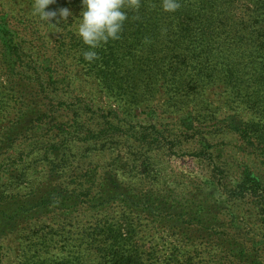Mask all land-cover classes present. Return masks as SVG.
Segmentation results:
<instances>
[{"label": "rangeland", "instance_id": "rangeland-1", "mask_svg": "<svg viewBox=\"0 0 264 264\" xmlns=\"http://www.w3.org/2000/svg\"><path fill=\"white\" fill-rule=\"evenodd\" d=\"M0 11L17 27L29 25L16 35L24 48L23 60L15 58L17 66L9 64L11 56L0 49V91L6 101L0 110L4 264L27 260L37 232L77 229L101 215H113L121 228L130 225L139 240L155 250V261L164 260L173 248L184 256L193 248L207 249L202 258L210 262L226 252L224 260L232 264H264L261 207L250 194L232 193L251 170L264 194V156L229 128L240 122L224 96L206 90L202 102L173 108L158 87V99L145 93L126 106L71 60L68 79L56 82L61 75L49 62L43 67L40 63L53 59L60 19H41L33 6L19 0H0ZM11 92L15 97L8 96ZM238 112L247 119L243 110ZM189 113L201 117V123L189 136L179 134L173 144L164 142L145 153L154 162L149 161V172L142 163L147 148L134 140L133 131H156L149 126ZM109 120L121 128L97 145L90 130ZM80 181L94 183L95 203H63L62 191ZM60 243L42 258L65 255ZM241 247L243 256L237 254Z\"/></svg>", "mask_w": 264, "mask_h": 264}, {"label": "trees", "instance_id": "trees-1", "mask_svg": "<svg viewBox=\"0 0 264 264\" xmlns=\"http://www.w3.org/2000/svg\"><path fill=\"white\" fill-rule=\"evenodd\" d=\"M19 1L28 7L34 2ZM177 2L179 8L169 12L164 10V0H139L138 7L127 6L126 0L127 20L119 39L109 40L94 49L97 58L89 62L84 54L93 49H89L77 34L81 0H55L46 11L68 8L72 15L65 21L60 20L51 49L54 50L53 59H44L40 66L49 62L57 76L61 75L56 82H65L70 72L68 63L74 61L88 77L97 80L126 106L141 100L145 93L157 98L154 91L158 87L164 89L166 101L173 108L202 102L206 90L220 94L225 97L232 116L238 117L240 122L230 123L229 128L264 156V0ZM6 13L0 11V49L12 57L9 64L17 66V60L24 58V48L16 35L19 28L25 31L29 25L17 27L11 24ZM26 21L29 22L28 18ZM8 96L15 97V94L11 92ZM4 97L0 91V110L6 104ZM239 110L245 112L247 119L239 117ZM192 114L179 115L177 120H168L160 125L151 124L150 129L156 131H147V128L133 131L134 140L143 149L147 148L142 154L145 156L142 163L149 172L154 162L145 153L164 142L173 144L179 134L189 136L198 127L195 124L199 125L202 120ZM120 128L109 120L107 125L90 130V133L95 138L94 143L99 145L102 140L114 137ZM196 156H201V153H196ZM93 186L94 183L87 185L80 181L73 188L66 187L62 191L63 203L92 206L95 203ZM261 188L253 171L248 170L232 193L250 194L261 207L260 215L264 217ZM121 226L113 215H101L77 229L63 228L61 233L37 232L31 242L32 255L29 257L26 252L28 258L21 264H232L224 260L229 257L226 252L225 257L210 262L202 258L207 249L197 251L193 248L185 256L173 248L164 260L155 261V250L144 245L130 225ZM54 242H61L59 246L65 255L59 259L51 256L42 258L46 250L55 246ZM243 252L241 247L237 254L243 256ZM0 264H4L1 247ZM237 264L248 263L239 261Z\"/></svg>", "mask_w": 264, "mask_h": 264}, {"label": "clouds", "instance_id": "clouds-1", "mask_svg": "<svg viewBox=\"0 0 264 264\" xmlns=\"http://www.w3.org/2000/svg\"><path fill=\"white\" fill-rule=\"evenodd\" d=\"M53 3L55 0H34V14L48 22L57 16L60 20L65 21L72 15L68 8L46 11ZM81 3L82 11L77 34L89 49H93L84 54V58L91 62L97 58L94 49L109 40L119 39L123 25L127 20V13L124 10L126 0H81ZM138 4L139 0H127V6L138 7ZM163 7L165 11L174 12L179 8V3L177 0H164Z\"/></svg>", "mask_w": 264, "mask_h": 264}]
</instances>
